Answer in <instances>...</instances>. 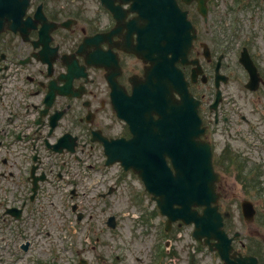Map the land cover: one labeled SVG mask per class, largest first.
Masks as SVG:
<instances>
[{"label": "flooded vegetation", "instance_id": "af4514ba", "mask_svg": "<svg viewBox=\"0 0 264 264\" xmlns=\"http://www.w3.org/2000/svg\"><path fill=\"white\" fill-rule=\"evenodd\" d=\"M178 2L191 19L195 40L176 66L199 100L207 129L204 140L221 175L218 207L231 241L227 264H264V160L252 164L248 155L253 150L249 142L255 119L264 120V107L262 114L256 108L264 100V0ZM132 4L126 0H0V164L7 166L12 160L5 175L15 188L3 202L21 210L20 219L5 217L18 227L19 248L26 253L34 248L40 222L44 228L49 226L50 233L55 227L48 193L43 192L46 186L73 183L69 191L83 212L88 211L87 196L101 202L99 208L96 203L90 206L92 212H106L116 207L108 199L124 198L116 197L123 187L116 179L115 187L91 191L83 188L82 177L90 173L97 178L115 173L136 177L153 163L142 161V172L130 160L125 163L127 170L120 164L110 167L103 144L128 141L140 133L146 139L149 127L137 128L139 96L145 108L147 101L170 87L168 57L152 51L145 32L141 40L140 30L147 24ZM253 69L259 81L256 88L249 86ZM256 95L257 99L251 98ZM144 116L148 123V112ZM241 144L251 148L241 150ZM58 149L63 151L57 154ZM259 149L264 150V143ZM131 151L129 146L123 149L129 159L141 157ZM6 153L14 157L6 158ZM47 157L53 161L47 164ZM113 168L116 171L111 172ZM149 172L158 170L150 167ZM235 181L240 186L238 195L227 192V185ZM34 182L38 188L32 193ZM140 187L153 204L143 228L150 245L137 253L127 248L126 257L134 253L133 264H187L186 258L189 264L198 260L197 264H226L215 250L217 241L210 240L212 250L205 238L194 237L195 225L177 222L163 231L166 218L144 183ZM123 190L127 194L131 189ZM51 193L54 198L67 191L57 186ZM247 197H254V207L241 206ZM95 216L90 214L87 223ZM57 220L63 221L59 214ZM127 258L117 257L123 264Z\"/></svg>", "mask_w": 264, "mask_h": 264}, {"label": "rangeland", "instance_id": "374dc122", "mask_svg": "<svg viewBox=\"0 0 264 264\" xmlns=\"http://www.w3.org/2000/svg\"><path fill=\"white\" fill-rule=\"evenodd\" d=\"M251 98L253 99H257V95L256 96H252ZM254 104V102H252ZM259 106L256 107L257 110L259 111L260 114L263 113V107H264V100H262L261 103H258ZM255 105V104H254ZM259 118V117H258ZM260 122H257V119H255L254 122V131L251 133L250 138L252 140L255 141V145L251 146L253 150L250 151V154H248L251 158L250 160L252 161V164L257 162V161H263L264 160V150L259 149V147H262V143H264V120H261L259 118ZM247 147L248 149L251 147H248L247 144H241L240 145V149L243 150V148ZM249 152V151H248ZM6 158H13L14 155H11L9 153H6L5 155H3ZM241 158H243L241 156ZM247 158V157H246ZM53 160L52 159H48L47 160V164L48 162L51 163ZM12 160H9V164L7 166H1L0 164V183L2 185H5L6 187L0 185V196H3V191L5 190V188L8 190L6 191L7 196H12L11 193L15 192V188L13 186V182H12V178L9 175H5L6 173H8L9 170V165H11ZM57 164V162H56ZM251 164V165H252ZM4 173V175L2 176V174ZM108 176H103L101 178H97L95 175L91 176L90 178H87V180H85V187L84 189H89L91 191L94 190H98V191H104L103 189L105 187H108L111 183H113L115 180L112 179L110 180V178H108ZM122 181V187L125 190H128V188H132V192L136 191L137 197H140V188H136L139 185V180L135 177H126V176H121L120 177ZM116 179V178H115ZM129 185V186H128ZM68 185H65V188H67ZM239 184L238 181L232 182L230 183V185H227V192L230 191H234L237 195L240 192V188H239ZM121 189L119 192H117V196H124L123 199H118L115 197H112L110 199L107 200L108 203L110 204H114L116 206L113 212V214H118L121 212H124L125 215L127 217H131L130 219L127 218L126 220H124L125 218H119L118 219V223L119 226L116 229L115 232L111 231L110 228H108V226L105 224V212H103L102 210H100L99 212H92L89 208L90 206L95 205L96 203V207H98V205L101 203L100 201H98L97 199H95L96 201L93 200L92 196H87L85 198V207L86 209H88L87 213H88V219H91L90 214H96L95 218L93 219V221L91 223H89V225H91L93 228L91 231H94V234L89 233L90 235H87V233L83 234V232H75L74 227L68 229L67 231L64 229V225L63 223H65L67 221V215L64 210H63V206L62 204H57L55 202H53L52 200H50L51 198V191L52 186H46L45 190L43 192L48 193L47 194V203L50 204L49 206V210H51V214L50 216H52L55 222V227L53 229V235H54V239L53 241L55 242L54 245H50L51 240L48 239L46 242L42 241L41 239L36 237V247H34L33 250V254L35 255L36 258H42L44 256H47L48 253H50L51 251V247L53 248L54 246H56L57 249H59V254L63 257L66 258L65 253H60L65 251H70V254H72V251H76L77 252V257H83L84 259H88V260H93L92 258H94V256H97V254L100 255H104L105 252L108 254L109 256L111 255V249L115 250L114 253L117 252V254L120 251H124L125 246H127L129 248V250H133L134 253H137L139 250H142L144 248H147L150 244L148 243L149 238H147L145 236V234L143 233L142 229L137 228L136 226L139 224V221H137L136 218H134V214H137L138 216L140 215V211L137 210L138 207L134 206V200H133V205L131 204L130 200H127L128 194L124 193V190ZM57 202L61 203V202H65V197L63 195L58 196ZM248 199L252 200L251 198L247 197ZM54 203V204H53ZM229 202H226V205H228ZM99 208V207H98ZM110 210L106 211V214L109 213ZM60 215V217L62 218L63 221H58L57 220V214ZM37 215V214H36ZM38 216V215H37ZM35 218H38V217ZM123 221H120V220ZM3 222V217H1V212H0V225ZM76 223V221H75ZM97 224V227L95 228V225ZM95 228V229H94ZM47 230H49V226L47 227ZM89 231V229H87ZM97 233V234H96ZM98 236L99 240H97L96 235ZM136 238V236H138ZM96 237V238H95ZM93 239V240H92ZM90 240H92V242L90 243ZM96 240V243H95ZM189 241H191L189 239ZM87 244V245H86ZM115 244H120L119 246H122L121 248H119V250L117 251L118 248H115L114 245ZM86 246V248H85ZM116 245V247H119ZM67 247H71V249L66 250ZM114 247V248H113ZM85 249H88V251H86ZM110 251V252H109ZM35 252V253H34ZM134 253L131 254H127L126 257V253L123 256L124 258H127V261L125 264H133L131 262L132 259H134ZM0 255H2V251H0ZM109 260V259H108ZM187 260V264H189V260L188 258H186ZM199 261V260H198ZM197 261V263H198ZM16 263V262H15ZM110 263V261H109ZM118 263H122L123 262L120 260V262ZM196 262L193 264H197ZM0 264H11L8 260L3 261V259L1 260ZM186 264V263H183ZM202 264V263H200Z\"/></svg>", "mask_w": 264, "mask_h": 264}, {"label": "water", "instance_id": "95a60500", "mask_svg": "<svg viewBox=\"0 0 264 264\" xmlns=\"http://www.w3.org/2000/svg\"><path fill=\"white\" fill-rule=\"evenodd\" d=\"M160 7L162 12L163 7ZM174 10L177 11L176 6ZM185 29H188L187 23L181 20L180 30ZM169 30L167 28L168 32ZM180 96L181 100L172 99L164 107H160L159 121L152 123V127L158 131L152 141V150L158 154L165 168L164 158L168 155L176 166V172L157 173L154 176L160 188H150L157 194L165 193L167 200L162 207L173 215L174 220L178 217L189 221L191 204H211L213 197L210 190L215 188L217 176L213 174L209 146L201 140L205 130L201 128L197 102L188 93L181 92ZM152 139L150 137L148 142ZM174 203L180 208L171 210ZM209 219L212 223L207 231L212 227L218 228V215L211 214ZM199 220L198 230L201 231L207 221L201 217Z\"/></svg>", "mask_w": 264, "mask_h": 264}, {"label": "bare ground", "instance_id": "6f19581e", "mask_svg": "<svg viewBox=\"0 0 264 264\" xmlns=\"http://www.w3.org/2000/svg\"><path fill=\"white\" fill-rule=\"evenodd\" d=\"M142 20H144V24H147V19L146 18H144V17H140ZM141 101H142V98L141 97H139V99H138V104L140 105L141 104ZM164 101H166V102H170V97H166L165 99H164Z\"/></svg>", "mask_w": 264, "mask_h": 264}]
</instances>
